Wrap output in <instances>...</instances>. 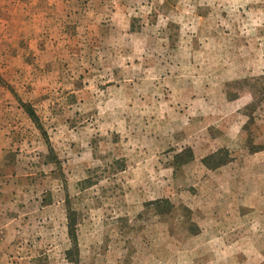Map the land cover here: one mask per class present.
Returning a JSON list of instances; mask_svg holds the SVG:
<instances>
[{"label": "rangeland", "instance_id": "obj_1", "mask_svg": "<svg viewBox=\"0 0 264 264\" xmlns=\"http://www.w3.org/2000/svg\"><path fill=\"white\" fill-rule=\"evenodd\" d=\"M4 3L0 264H264V0Z\"/></svg>", "mask_w": 264, "mask_h": 264}, {"label": "trees", "instance_id": "obj_2", "mask_svg": "<svg viewBox=\"0 0 264 264\" xmlns=\"http://www.w3.org/2000/svg\"><path fill=\"white\" fill-rule=\"evenodd\" d=\"M27 114L29 115L30 119L42 131V128L40 125V119L37 116V114L34 112V110L28 109ZM186 153H188V155H190L189 157H192V151L190 149H188V151H186ZM229 159L230 158H229L228 152H226L225 150H222V151H219V152L213 154L212 156L204 159V163H205L207 168L214 170V169H217V168H220V167L226 165L230 161ZM211 160L216 161V163L214 165H211L209 163ZM146 207L147 208L153 207L156 211V214L159 216H165V215L170 214V212L174 208V206L170 203L169 200H158V201L150 202L146 205ZM76 227H77L76 218L74 217L73 214L70 213L68 215V230H69L68 235H69V238L73 244V248L71 250L72 252L78 250V235H77V228Z\"/></svg>", "mask_w": 264, "mask_h": 264}, {"label": "crops", "instance_id": "obj_3", "mask_svg": "<svg viewBox=\"0 0 264 264\" xmlns=\"http://www.w3.org/2000/svg\"><path fill=\"white\" fill-rule=\"evenodd\" d=\"M7 1L9 2L10 0H0V17H7L8 15H10L11 12H13L12 7L11 8H7L4 7L3 5H6L4 2L7 3ZM4 3V4H3ZM38 11H40V9H38ZM13 15V13H11ZM39 16H41V13L39 12L38 14ZM0 149H2V147H0ZM219 170H223V168L219 169Z\"/></svg>", "mask_w": 264, "mask_h": 264}]
</instances>
